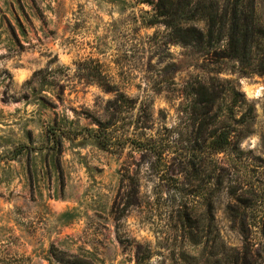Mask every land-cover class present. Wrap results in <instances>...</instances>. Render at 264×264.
Segmentation results:
<instances>
[{
    "label": "rangeland",
    "instance_id": "374dc122",
    "mask_svg": "<svg viewBox=\"0 0 264 264\" xmlns=\"http://www.w3.org/2000/svg\"><path fill=\"white\" fill-rule=\"evenodd\" d=\"M157 1L0 0V264H264V74Z\"/></svg>",
    "mask_w": 264,
    "mask_h": 264
},
{
    "label": "trees",
    "instance_id": "16d2710c",
    "mask_svg": "<svg viewBox=\"0 0 264 264\" xmlns=\"http://www.w3.org/2000/svg\"><path fill=\"white\" fill-rule=\"evenodd\" d=\"M156 9L181 43L213 46L225 41L227 56L247 62L250 74H264V29L255 20V0H158ZM255 52L259 61L251 66ZM111 125L98 122L104 146Z\"/></svg>",
    "mask_w": 264,
    "mask_h": 264
},
{
    "label": "bare ground",
    "instance_id": "6f19581e",
    "mask_svg": "<svg viewBox=\"0 0 264 264\" xmlns=\"http://www.w3.org/2000/svg\"><path fill=\"white\" fill-rule=\"evenodd\" d=\"M260 93V88H255V89H253V91H252V94L253 95H258Z\"/></svg>",
    "mask_w": 264,
    "mask_h": 264
}]
</instances>
